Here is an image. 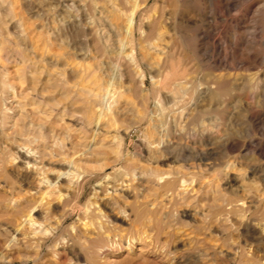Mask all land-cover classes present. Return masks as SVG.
Wrapping results in <instances>:
<instances>
[{"label":"rangeland","instance_id":"1","mask_svg":"<svg viewBox=\"0 0 264 264\" xmlns=\"http://www.w3.org/2000/svg\"><path fill=\"white\" fill-rule=\"evenodd\" d=\"M263 74L264 0H0V213L28 204L23 163L91 176L64 246L28 229L0 264H264Z\"/></svg>","mask_w":264,"mask_h":264},{"label":"bare ground","instance_id":"2","mask_svg":"<svg viewBox=\"0 0 264 264\" xmlns=\"http://www.w3.org/2000/svg\"><path fill=\"white\" fill-rule=\"evenodd\" d=\"M138 8V7H137ZM156 9V8H155ZM165 12V11H164ZM159 14V13H158ZM166 13H163V15H165ZM257 14V13H256ZM167 15V14H166ZM133 16L134 15H132V17L131 18H133ZM160 16H161V14H160ZM168 16H170V15H168ZM175 17V16H174ZM137 18V17H136ZM171 18V17H170ZM151 19V18H150ZM164 19V18H163ZM162 19V20H163ZM173 19L174 18H172V19H170V20H172L173 21ZM132 20V19H131ZM134 20V19H133ZM135 21V20H134ZM151 21H156V20H153V18H152V20ZM161 21V20H160ZM164 21H166V20H164ZM172 21H169L170 23H173ZM234 21V20H233ZM232 21V22H233ZM239 21V20H238ZM157 22V21H156ZM161 22H163V21H161ZM176 22H178V20L176 21ZM134 23V22H133ZM185 23V22H184ZM234 23V22H233ZM130 24H131V22H130ZM152 24V23H151ZM177 24V23H176ZM236 24H237V22H236ZM236 24H235V26H236ZM239 24V23H238ZM133 25V24H132ZM240 25V24H239ZM135 25H133V27H134ZM172 26V25H171ZM133 27H132V29H133ZM129 29H130V25H129ZM151 30V29H150ZM153 30V29H152ZM154 30H156V29H154ZM170 30V29H169ZM135 31V30H134ZM153 32V31H152ZM152 32H151V34H152ZM168 33V32H167ZM154 34H157V31H156V33H154ZM158 35V34H157ZM168 35V34H167ZM162 36V35H161ZM158 37V36H157ZM152 38V37H151ZM153 40H155V39H153ZM160 41H161V39H159ZM159 40H158V42H159ZM152 41V40H151ZM156 41H157V39H156ZM156 43V42H155ZM155 46H157V45H155ZM155 48V47H154ZM154 50H156V48L154 49ZM158 50V49H157ZM157 52V51H156ZM161 59V58H160ZM134 61H135V59H134ZM138 60H136V62H137ZM135 63V62H134ZM255 63H243L242 64V66L241 67H243L244 69H246V71H251L252 69H254L255 68V66L256 65H254ZM188 75V74H187ZM190 75V74H189ZM264 75V74H263ZM262 75V76H263ZM191 77H193V75L191 74ZM251 77V76H250ZM186 78H188V77H186ZM253 78H255L254 80L256 81L257 80V83L258 82H261V73H255V75H253ZM264 79V78H263ZM251 80H252V78H251ZM254 81V82H255ZM182 83L181 84H192V85H197L196 83H195V81H193V79H190V80H184V81H181ZM263 82V81H262ZM231 84V83H230ZM261 83H258V87H260L261 85H260ZM186 85V86H187ZM189 86V85H188ZM187 86V87H188ZM255 86V85H254ZM186 87V88H187ZM212 87V86H211ZM213 88V87H212ZM182 89V88H181ZM214 89V88H213ZM2 95V94H1ZM184 98V97H183ZM181 101V100H180ZM176 102V101H175ZM174 107V106H173ZM100 119V118H99ZM96 125H98V124H96ZM95 131V130H94ZM96 132V131H95ZM93 135V134H92ZM95 136V135H94ZM96 136H97V134H96ZM95 136V137H96ZM93 137V136H92ZM97 138V137H96ZM95 141V140H94ZM22 149V148H21ZM25 149V148H24ZM28 149H30V148H28ZM91 149V148H90ZM32 149H30V151H31ZM23 151V150H22ZM37 153V151L35 152V154ZM41 153H42V151H41ZM29 154H32L31 152H29ZM38 155V153L36 154V156ZM51 154L49 153L48 154V156H50ZM33 156V155H32ZM35 156V155H34ZM41 156V155H40ZM42 156H43V153H42ZM46 156V155H45ZM25 157V156H24ZM29 157V156H28ZM52 157V155L50 156V158ZM31 158V157H30ZM43 158V157H42ZM82 158V157H81ZM32 160V159H31ZM35 160V159H34ZM33 160V161H34ZM43 160V159H42ZM68 161V160H67ZM28 162V161H27ZM70 162V161H69ZM69 162H68V164H69ZM76 162H78L77 160H76ZM81 163V162H80ZM86 163V162H85ZM23 164H25V165H27L28 167H27V169H28V171L30 170V173L31 174H33L35 177H34V179H33V181H32V183H30V185H32V187H33V191L35 192H30V191H28V192H26L27 190H25V192H24V195H25V197H26V200L25 201H27L26 202V204L28 203H30L29 205L27 204V206L26 207H24L23 208V210H17L18 212H16L15 214L13 213V214H9L8 212V214L7 215H5V214H2V213H0V227H1V229L2 228H4L5 229V227H3V224L5 223H7V224H9L10 222H16L17 223V226H16V229H14L13 230V232L11 231V233L12 234H10V236H9V238L7 239V240H5L4 239V237H3V239L5 240V242H1L0 241V249L3 251V252H5L6 250H9V249H11L12 247H13V243H15V242H17L16 240H18V242H19V240H22V241H29L28 240V238H31V236H32V239L33 240H36L37 242H36V244L38 245V246H36V247H38L39 249H37V252H38V250L39 251H43L45 248L46 249H51V248H56V247H59L60 245H63L64 246V243H62V241L60 240L61 239V234H62V232H63V228H64V225L66 224V220L68 219V218H70L71 216H74V215H79V219H83V217L84 218H87L86 216L88 215V213H89V207L88 206H84V205H82V204H80V197L83 195V192H84V190H85V186H86V183L88 182L87 180L89 179V177H91V176H89V177H84V179L82 180V181H80V179L78 180V181H76V179L75 178H77V175L75 176L73 173H75L74 171H73V173H71L69 170H66V171H69V172H64V171H62V173L61 172H59V174H58V172L56 173L55 172V175L56 174H58V177L57 178H55L56 180H51V179H49V178H53V177H51V176H53V175H51V176H49V178H48V176H45L46 174L47 175H49L47 172H45L46 170H40L38 167H35V166H31V163L30 162H28V163H23ZM66 164V163H65ZM68 164H67V166H68ZM71 164H73V163H71ZM81 164H83V161H82V163ZM75 165V167L77 166V163L76 164H74ZM1 166V165H0ZM66 166V167H67ZM73 166V165H72ZM87 166V165H86ZM2 167V166H1ZM5 167V166H4ZM7 167V166H6ZM69 167V166H68ZM75 167H73V168H75ZM83 167V166H82ZM79 168H80V166H79ZM84 168H86V167H84ZM8 169V168H7ZM26 169V170H27ZM51 169V168H50ZM77 169V168H76ZM25 170V171H26ZM74 170V169H73ZM19 171H21V170H19ZM59 171V170H58ZM54 172V171H53ZM53 172H51V173H53ZM79 172V171H78ZM80 172H82L81 170H80ZM7 174V173H6ZM29 174V173H28ZM28 174H27V176H28ZM84 174V173H83ZM83 174H80L81 176L83 175ZM85 174H88V171L86 170V173ZM23 175V174H22ZM21 175V176H22ZM30 175V174H29ZM5 176V175H4ZM88 176V175H87ZM162 176V175H161ZM10 177H12V176H10ZM93 177V176H92ZM32 178V177H31ZM9 179V178H8ZM54 179V178H53ZM60 179H62V181H68L67 183L69 184L70 183V185L71 186H69L70 187V191H72L73 192V195H70V196H64L62 193H61V186H63V185H61V183H59L58 181L60 180ZM20 180H21V178H20ZM161 180V179H160ZM6 181V180H5ZM9 181H11V179H9ZM13 181V180H12ZM22 181H23V179H22ZM26 181V180H25ZM159 181V180H158ZM7 182V181H6ZM29 182V181H28ZM173 182V181H172ZM22 183V182H21ZM67 183H65V184H67ZM158 183V182H157ZM160 183V182H159ZM63 184V183H62ZM64 184V187L66 186ZM163 184V183H162ZM175 184V183H174ZM4 185H6V183L4 184ZM8 185V184H7ZM12 185V184H11ZM10 184H9V186H8V192H10V191H13L15 188L13 187V185L11 186ZM21 185H23V184H21ZM21 185H19L20 187H21ZM176 185V184H175ZM19 186H18V183H17V188H19ZM111 186V185H110ZM159 186V185H158ZM1 187V186H0ZM24 187V186H23ZM23 187H22V189H23ZM101 187V186H100ZM106 187V186H105ZM171 187H172V183H165L164 185H163V189L165 188L166 190H169V189H171ZM173 187H174V185H173ZM30 188H31V186H30ZM29 188V189H30ZM102 188V187H101ZM1 189V188H0ZM20 189V188H19ZM62 189H63V187H62ZM68 190H69V188H67ZM7 190V189H6ZM67 190V191H68ZM105 190V189H104ZM16 191V190H15ZM106 191V190H105ZM71 192V193H72ZM103 192V191H102ZM2 193V192H1ZM15 193V192H14ZM67 193H69V192H67ZM66 193V194H67ZM78 193V194H77ZM171 193V192H170ZM70 194V193H69ZM102 194V193H101ZM2 194H0V205H2L1 204V202H3V201H1V199H3V197L1 196ZM15 195H17L16 193H15ZM8 196V195H7ZM20 196V195H19ZM18 195L16 196V198H17V200L18 201H20V199H18V197H19ZM23 196V195H22ZM96 196V195H95ZM12 197H13V195H12ZM98 197V196H97ZM15 198V196L13 197V199ZM21 199L23 198V197H20ZM53 198H56V200L55 201H58L57 203H59V204H53ZM100 199V198H99ZM32 201L33 202V204H31V202L30 201ZM15 201H16V199H15ZM14 202V201H13ZM17 203V202H16ZM21 203V202H20ZM54 203H56V202H54ZM15 204V203H14ZM238 204V203H237ZM20 205V204H19ZM240 205H242V204H240ZM9 206H11V205H9ZM23 206V205H22ZM21 206V207H22ZM25 206V205H24ZM4 207V206H3ZM5 207H6V205H5ZM4 207V209H7L8 207H6L5 208ZM20 207V208H21ZM47 207V208H46ZM91 207V206H90ZM95 207V206H94ZM231 207V206H230ZM238 207V206H237ZM2 208V207H1ZM11 208H13V206L11 207ZM19 208V207H18ZM19 208V209H20ZM14 210H11V211H16L15 209L16 208H13ZM22 209V208H21ZM41 209H43L42 211H44V209L46 210H48V214H46V215H50V216H52V218H53V215L55 214H53L52 215V213L53 212H55V211H57V209H60L61 210V212H62V217L60 218V221L58 222V225L57 226H54V227H51V228H48V229H46V228H43L44 227V224H43V222H40L37 218H35V214H38L37 212H39L40 213V211H41ZM232 209V208H231ZM60 210H59V213L58 214H60L61 212H60ZM1 211V210H0ZM7 211V210H6ZM20 211V212H19ZM94 212H96V211H94ZM43 213V212H42ZM44 213H46L45 211H44ZM97 214V213H96ZM95 214V215H96ZM56 215V214H55ZM60 216V215H59ZM7 217L9 218V219H7ZM18 217H20L19 218V220L21 221H19L17 218ZM55 217V216H54ZM57 217V216H56ZM94 217V216H93ZM40 218V217H39ZM49 218V217H48ZM48 218H46L47 220H49ZM54 219V218H53ZM53 219H51L50 221H52ZM58 219V218H57ZM78 219V220H79ZM92 219V218H91ZM10 220V221H9ZM85 220H87V219H84V220H82L83 222L85 221ZM49 221V222H50ZM56 221V220H55ZM81 221V220H80ZM79 221V222H80ZM81 221V222H82ZM93 221V220H92ZM48 222V223H49ZM56 223V222H55ZM54 223V225H56ZM84 224H86V222H84ZM49 225H51V223H49ZM83 225V224H82ZM77 226V225H76ZM74 227V226H73ZM72 228V227H71ZM101 228H103L102 226H101ZM13 229V228H12ZM28 229H30L31 230V236L28 234ZM76 229V228H75ZM98 229V228H97ZM3 230V229H2ZM67 230V229H66ZM72 231H73V229H71ZM79 230V229H78ZM78 230L76 231L75 230V234H73L74 235V237H79V233H78ZM6 231H7V229H6ZM71 231V232H72ZM102 231V230H101ZM0 232H1V230H0ZM8 232V231H7ZM68 232V231H67ZM88 232V231H87ZM109 232V231H108ZM65 234V233H64ZM63 234V235H64ZM81 234V233H80ZM86 234V233H85ZM72 235V236H73ZM76 235V236H75ZM107 235V234H106ZM108 236V235H107ZM63 237V236H62ZM66 237V236H65ZM109 237V236H108ZM2 238V237H1ZM0 238V239H1ZM64 238V237H63ZM83 238V237H82ZM82 238H80L79 237V239H82ZM91 238V237H90ZM94 238V237H93ZM103 239V238H102ZM112 239V238H111ZM64 240V239H63ZM66 240L68 241V239L66 238ZM73 241V240H72ZM79 241V240H78ZM98 241V240H97ZM96 241V242H97ZM108 241V240H107ZM111 241V240H110ZM30 242V241H29ZM88 242V241H87ZM93 242H94V240H93ZM102 242H104V241H102ZM67 243V242H66ZM72 243V242H71ZM70 243V244H71ZM88 243H90V242H88ZM23 244H25V243H23ZM69 244V245H70ZM84 244H85V242H84ZM91 244H92V242H91ZM90 244V245H91ZM103 244V243H102ZM76 245V244H75ZM98 245V244H97ZM96 245V246H97ZM19 246V245H18ZM25 246V245H24ZM29 246H30V244H29ZM63 246H62V248H63ZM66 246V245H65ZM81 246V245H80ZM95 246V247H96ZM103 246V245H102ZM31 247V246H30ZM93 247V246H92ZM91 247V248H92ZM98 247V246H97ZM97 247L96 248H94L95 250L97 249ZM27 248V247H26ZM35 248V247H34ZM67 248V247H66ZM69 248V247H68ZM67 248V249H68ZM92 248V249H93ZM102 248V247H101ZM36 250V249H35ZM59 250V249H58ZM61 250V249H60ZM65 249H63V252H64V254H65V251H64ZM99 250V249H98ZM102 250V249H101ZM34 251V250H33ZM12 252V251H11ZM59 252V251H58ZM61 252V251H60ZM59 252V253H60ZM54 253H55V251H54ZM53 253V254H54ZM57 253V252H56ZM62 254V253H61ZM96 254V253H95ZM6 255V254H5ZM39 255V254H38ZM60 256H63V255H60ZM37 257V256H36ZM59 258V257H58ZM0 259H2L1 257H0ZM40 259H42V258H40ZM95 259V258H94ZM6 261V260H5Z\"/></svg>","mask_w":264,"mask_h":264}]
</instances>
